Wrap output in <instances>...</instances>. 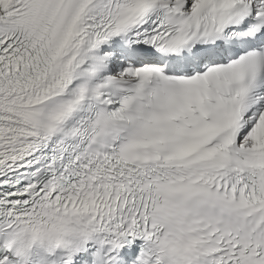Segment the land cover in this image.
<instances>
[{
	"label": "snow or ice",
	"instance_id": "snow-or-ice-1",
	"mask_svg": "<svg viewBox=\"0 0 264 264\" xmlns=\"http://www.w3.org/2000/svg\"><path fill=\"white\" fill-rule=\"evenodd\" d=\"M0 264H264V0H0Z\"/></svg>",
	"mask_w": 264,
	"mask_h": 264
}]
</instances>
